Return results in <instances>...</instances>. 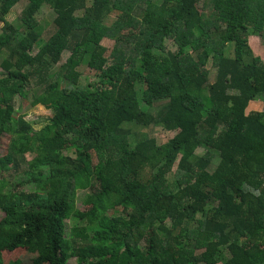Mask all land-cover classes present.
<instances>
[{
    "label": "trees",
    "instance_id": "1",
    "mask_svg": "<svg viewBox=\"0 0 264 264\" xmlns=\"http://www.w3.org/2000/svg\"><path fill=\"white\" fill-rule=\"evenodd\" d=\"M0 23V177L34 155L32 191L0 179V264L16 250L18 264H264V112L247 114L264 97L250 42L264 40V0H0ZM30 85L53 116L39 131L16 115ZM153 126L176 135L136 139Z\"/></svg>",
    "mask_w": 264,
    "mask_h": 264
},
{
    "label": "rangeland",
    "instance_id": "2",
    "mask_svg": "<svg viewBox=\"0 0 264 264\" xmlns=\"http://www.w3.org/2000/svg\"><path fill=\"white\" fill-rule=\"evenodd\" d=\"M25 3L21 2L20 4L16 5L7 18V22H9L11 25L14 27H19L20 25V16L22 9L24 7ZM36 19L39 22V29L42 31L44 34L48 31H53V21L55 19V13L53 10L47 5H42L40 10L38 11L36 15ZM2 29V24L0 23V31ZM251 45L253 47V51L256 55H258L262 61L264 62V40L262 39H251ZM45 45L44 42L38 43L32 52V55L37 53L39 50L43 48ZM102 45L108 49V55L112 52L114 49L115 43L110 41V40H104ZM167 47L170 51H175V46L171 44L170 41H168ZM229 55H232V49L229 50ZM69 54L65 53L63 55V62H66L68 59ZM212 63L209 64L208 68L211 69ZM58 68V67H56ZM55 68V70H56ZM81 72V77H80V86L84 89H92L94 85L99 82V74L95 73L93 70L87 69L85 67L79 68ZM2 72L1 67H0V73ZM213 75V72H212ZM35 85H30L28 87V95L27 97L22 100L20 97L15 98V108H16V115H20L23 117L24 121L28 122L29 125H31L34 130H41L45 126L50 124V121L52 119V112L47 110V108L43 106H35L31 107L30 102H31V93L34 90ZM31 91V92H29ZM253 112H264V97L260 98L259 100L252 101L248 107L247 114L253 113ZM156 112H154L155 114ZM134 135L136 136V139L142 138L143 136H147V138H152L155 140L157 145H162L171 140L176 133H168L161 129L160 127H148L147 129H141L137 128L134 129ZM10 143L11 139L9 136H3L0 142V157H4L5 155L8 154L9 148H10ZM210 152L205 149V148H200L197 151V154L199 156H205L208 155ZM67 154V153H66ZM69 154V152H68ZM26 161H19V168L17 171H12L10 174H4L2 173L0 179L3 180L2 178H5L7 180L8 184L4 185V191H7L9 189L12 190V188L16 189V186L19 187V189L16 190H21L23 192H29L32 191L34 188V185H29L26 183V179L28 177L26 176V172L28 171L27 167V161L31 160L34 155L27 154L24 156ZM218 163L217 155L212 154L211 157V165L209 170L213 171L215 166ZM12 167V165H10ZM4 174V175H3ZM46 176H48V172L44 173ZM172 177H170V180ZM172 181V180H171ZM21 182V184H20ZM20 184V185H19ZM85 191L79 190L77 194V208L79 210L83 209L82 205V200L84 196ZM1 214H0V219H1ZM73 223L72 222H67V227H68V232L72 229ZM23 252L21 250H16L13 252H4L3 253V262L4 264H18V260H21L23 257ZM28 256V255H27ZM27 256L24 255L25 258ZM29 257V256H28ZM69 264H78L76 258H72L69 261ZM218 264H221L220 262Z\"/></svg>",
    "mask_w": 264,
    "mask_h": 264
}]
</instances>
